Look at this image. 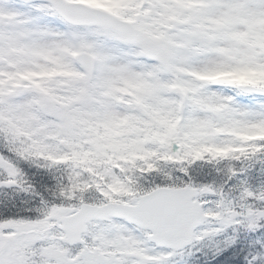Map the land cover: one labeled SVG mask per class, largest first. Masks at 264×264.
<instances>
[{
    "label": "snow or ice",
    "instance_id": "obj_1",
    "mask_svg": "<svg viewBox=\"0 0 264 264\" xmlns=\"http://www.w3.org/2000/svg\"><path fill=\"white\" fill-rule=\"evenodd\" d=\"M0 264H264V0H0Z\"/></svg>",
    "mask_w": 264,
    "mask_h": 264
}]
</instances>
